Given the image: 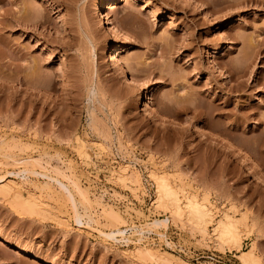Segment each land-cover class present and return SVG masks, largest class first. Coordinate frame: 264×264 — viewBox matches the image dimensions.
Wrapping results in <instances>:
<instances>
[{
  "label": "rangeland",
  "instance_id": "obj_1",
  "mask_svg": "<svg viewBox=\"0 0 264 264\" xmlns=\"http://www.w3.org/2000/svg\"><path fill=\"white\" fill-rule=\"evenodd\" d=\"M101 1L0 5V264H152L134 257L151 251L179 264L254 251L264 264V0H121L104 12L116 37L94 14ZM32 10L39 22L14 20ZM118 43L145 108L109 60ZM33 171L71 185L82 225ZM159 177L180 214L157 203ZM205 194L208 234L186 208ZM226 214L241 250L216 237Z\"/></svg>",
  "mask_w": 264,
  "mask_h": 264
},
{
  "label": "bare ground",
  "instance_id": "obj_2",
  "mask_svg": "<svg viewBox=\"0 0 264 264\" xmlns=\"http://www.w3.org/2000/svg\"><path fill=\"white\" fill-rule=\"evenodd\" d=\"M121 0H103L101 2H99L96 6V8L94 9V14L96 15V17L98 18V21L101 23V25L105 28L107 27L108 29V33H112L115 37L118 36L119 32L121 31V29L117 28L115 25H113L109 19L105 18L104 12L106 8H112V7H117L119 5ZM227 1V0H226ZM4 0H0V5L1 3L3 4ZM234 4V3H233ZM231 4V5H233ZM25 12V11H24ZM22 12V14L24 13ZM21 14V13H20ZM25 14V13H24ZM32 16H30V15ZM26 14L24 16L19 15L20 17H16V19H14L17 23H21V21L25 22L26 19H31L28 21H32V22H39V12L38 10H32V13ZM129 14L126 13V15H124L122 17V19H125L127 17V15ZM29 16V17H28ZM26 18V19H25ZM25 20V21H24ZM14 21V22H15ZM27 22V21H26ZM121 33V32H120ZM123 46L118 43L116 45H114L113 50L111 51V53L109 54V60L115 64V66L118 68L120 74H122L123 76L126 77L127 81H126V86L128 87V89L132 90L133 92H141L140 96H138L139 98H137V106L139 107H144L147 105V102L150 101V92L149 91H141L137 85V80L135 78L134 74H128L127 71V67L125 66V64H123L122 60H121V55H122V51H123ZM250 59V58H249ZM130 75V76H129ZM232 89V88H231ZM234 90L238 89V87H234ZM92 111V110H91ZM90 117V115H89ZM93 119V118H92ZM212 119V118H211ZM215 119V118H214ZM94 120V119H93ZM91 121L92 123L95 121ZM216 120V119H215ZM220 121V120H218ZM217 121V122H218ZM216 122V123H217ZM96 123V122H95ZM215 123V124H216ZM212 125V124H211ZM214 125V124H213ZM220 125V124H219ZM218 126V125H217ZM93 127V126H92ZM95 127V126H94ZM217 129V128H215ZM99 130V129H98ZM107 135V134H106ZM110 137V136H109ZM106 138V137H105ZM63 140V139H62ZM106 141V140H105ZM103 142V141H102ZM101 142V143H102ZM107 142V141H106ZM102 145V144H101ZM104 147V145H103ZM106 147V146H105ZM26 160L22 161L25 162ZM40 163V162H39ZM256 164V170L259 169L260 171V165L258 163ZM258 171V170H257ZM9 172V171H8ZM62 172V171H61ZM60 172V173H61ZM34 175H42L43 177H46L47 179L51 180V181H55L58 186L68 195V197L70 198V200L73 203V207L75 209V220L76 223L81 224L83 223V219L84 217L79 213V209H78V205L76 202V198H74L73 192L70 189V186L65 184L62 180L58 179L57 177H53L48 173H38L37 171H33L32 172ZM62 174V173H61ZM65 174V173H63ZM8 175H12V176H21L22 174L17 172H9ZM60 175V174H59ZM24 176V175H23ZM163 176V175H162ZM62 177V176H61ZM159 179V180H158ZM158 180V181H157ZM6 181L5 177H1L0 176V185H3L4 182ZM8 181V180H7ZM68 181V180H67ZM156 182V187H157V203L160 206H165L167 208H170L172 210V212H175L176 214L179 213L180 214V206H179V198L177 195V192L174 191L173 188L170 187L169 185V181H167V179L165 177H159L157 179H155ZM10 182V180H9ZM14 183V182H13ZM12 183V184H13ZM70 183V182H69ZM8 184V183H7ZM10 184V183H9ZM17 184V183H16ZM9 186V185H8ZM8 186H4V189L9 193L12 192V187H8ZM12 186V185H11ZM17 186V185H16ZM1 189V188H0ZM76 189V188H75ZM79 189V188H78ZM77 189V190H78ZM4 193H7V192ZM79 192V191H78ZM83 192V191H82ZM3 193V194H4ZM209 199V195L205 194L204 198H203V202H199L198 200H196L195 197H192L189 202L188 205L186 204V208L187 211L192 214L193 216V220L197 223V225L199 226V229L202 231V233L204 234H208V226L210 225V223L212 222V210L207 206L206 202ZM181 204V203H180ZM158 205V206H159ZM175 214V215H176ZM191 216V215H190ZM190 218V217H189ZM119 221V220H118ZM237 220H234L233 217H231L230 215H225L223 217V219L219 220V222H217V224H215L216 226L214 227V232L217 235L216 237L218 238L220 243H227L228 245L231 244V247H236L239 250H241L242 248V241H241V237L239 236L240 232L237 229V225L236 222ZM117 222V221H116ZM168 222V218L165 219H156L152 222L153 226H162L165 224H167ZM152 226V225H151ZM106 234V233H104ZM127 234V230H119L118 232H110L107 233L106 235L108 237H125V235ZM3 241H11L12 239L3 235L1 236ZM11 239V240H10ZM14 243V242H13ZM16 249L20 252H28V248L25 247V245H15ZM143 249V248H142ZM139 252V250L137 251ZM133 253V252H131ZM130 253V254H131ZM137 253L135 252V255ZM158 254V253H157ZM155 254L154 252H139L136 256H134L135 258L138 259V261H142V262H151L152 264H179L177 262H174L173 260H170L169 258L167 259L166 257L163 256H159ZM131 256V255H130ZM133 257V256H132ZM241 257H242V261L245 264H257L258 260L256 258V255L254 253V251H243L241 253ZM145 264V263H144ZM148 264V263H147Z\"/></svg>",
  "mask_w": 264,
  "mask_h": 264
}]
</instances>
